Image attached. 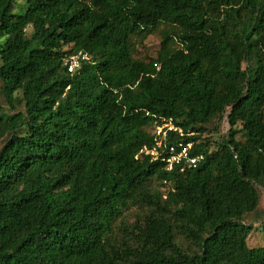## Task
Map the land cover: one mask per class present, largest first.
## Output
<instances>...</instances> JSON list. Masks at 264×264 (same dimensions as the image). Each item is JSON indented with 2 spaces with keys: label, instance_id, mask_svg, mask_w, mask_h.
<instances>
[{
  "label": "trees",
  "instance_id": "1",
  "mask_svg": "<svg viewBox=\"0 0 264 264\" xmlns=\"http://www.w3.org/2000/svg\"><path fill=\"white\" fill-rule=\"evenodd\" d=\"M0 83V264H264V0H0ZM167 120L196 168L136 158Z\"/></svg>",
  "mask_w": 264,
  "mask_h": 264
},
{
  "label": "rangeland",
  "instance_id": "2",
  "mask_svg": "<svg viewBox=\"0 0 264 264\" xmlns=\"http://www.w3.org/2000/svg\"><path fill=\"white\" fill-rule=\"evenodd\" d=\"M29 31V30H28ZM160 44V32L159 30L154 31L150 36H148L142 44H139L135 46V48L132 49V53L134 57L145 60V61H152L156 59V54L159 49ZM1 85V83H0ZM4 101L2 96H0V105L3 107H6L4 105ZM157 124L159 123H152L149 126H147V130L152 133L156 131ZM218 126V130L214 131V127ZM229 126L226 120V113L221 119L212 121L209 125H207L206 130L202 132L203 138H208L211 147L210 150L212 153L217 154L219 152V146L216 144V142L220 141L222 138H224L227 134ZM160 190L165 193L168 189L166 185L159 186ZM261 192V199L259 202L258 210L256 213V216H249L246 218L247 223L252 224V228L250 229V232L247 237V244L249 247H263L264 246V188L259 187ZM135 218V209L132 208L129 211L125 212V219L132 223Z\"/></svg>",
  "mask_w": 264,
  "mask_h": 264
},
{
  "label": "built area",
  "instance_id": "3",
  "mask_svg": "<svg viewBox=\"0 0 264 264\" xmlns=\"http://www.w3.org/2000/svg\"><path fill=\"white\" fill-rule=\"evenodd\" d=\"M84 57L85 56L74 55L67 58L64 63L68 72L73 73L77 71L80 67V59ZM156 126V131L152 132L155 136L154 145L152 147L143 146L136 155V158L150 156L151 160H160L165 163V170L167 171L172 170L175 166H180V171L187 168H196L204 159L203 155H189V150L192 146L191 142H187L186 144L181 141L169 142V131H176L182 135L181 130L175 127L170 120L163 121ZM163 183L168 186L166 181Z\"/></svg>",
  "mask_w": 264,
  "mask_h": 264
}]
</instances>
